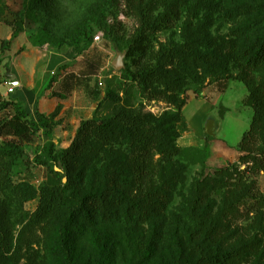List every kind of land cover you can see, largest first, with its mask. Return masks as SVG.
<instances>
[{"label":"rangeland","instance_id":"obj_1","mask_svg":"<svg viewBox=\"0 0 264 264\" xmlns=\"http://www.w3.org/2000/svg\"><path fill=\"white\" fill-rule=\"evenodd\" d=\"M20 8L21 0H0V10H4L0 26L8 30L0 33V40L6 34L10 35L9 39L13 37L8 22ZM165 12H170L169 21L162 27L144 30L148 36L147 60L150 58L154 62L163 48L181 45L186 40H197L201 54L208 57V63L185 68L178 65L169 71L167 80L155 82L145 91L133 89L128 100L130 110L150 120L151 125L161 119L165 122L176 110L174 98L186 102L190 96H203L204 88L213 85L217 89L209 99H214L218 108V112L216 107L213 111L223 115L226 108L218 96L228 89L226 102L230 105L229 111L224 114L222 126L215 136L207 141L218 138L229 144L237 143L248 128L253 113L246 103L248 89L245 82L264 83V65L247 69L237 56L238 48L244 38L241 34L247 27L264 26V0H45L40 21L34 24L27 22L19 33L25 32L36 45H47L76 60L72 70L57 69L50 83L64 71L66 75H72L71 82L92 86L94 99L104 95L108 84L110 89L114 86L120 90L118 94L123 98L122 90L128 81L121 69L116 70L111 65V61L116 52L125 53L123 68L127 65L134 69L135 63L128 57L125 43L141 30L142 15L150 19L160 18ZM97 34L100 38L95 41ZM88 62L97 63L96 77L83 76L89 74ZM11 101L0 100V105ZM120 103L106 100L99 108L95 107L91 117L94 115L99 120L113 116ZM11 112L9 105L0 109V119ZM215 115L201 116L199 123L212 116L219 125ZM183 128L176 124L178 136L175 144L186 149L189 147H181L178 143ZM256 133L253 135L256 151L243 159V153L236 146L238 154L235 159L221 166H208L206 157L202 164L199 156L186 150L182 157H175L174 165L169 167L163 164L164 159L156 152L145 180L158 188L155 190L157 198L148 199L137 218L128 219L122 210H117L112 221L88 230L77 244L79 256L89 258L88 263L93 264L95 252L92 244L103 236L105 229L106 236L110 237L108 246L112 247L110 261L106 264H161L174 260L178 241L188 243V233L197 227L191 200L193 184L201 178L208 185L204 193L209 200L205 217L216 228L214 243H221L224 247L254 243V251L245 249L241 264H252L258 256H264V168L258 165L259 159L264 164V143ZM89 139L93 149L98 151L90 162L93 173L96 174L107 158L114 164L121 161L127 168L125 181L128 190L134 194L137 182L132 168L135 169V164L126 140L105 145L94 135ZM49 144L54 149L61 148L52 140L51 130L49 133L46 128L36 131L31 141L23 142V155L12 170L13 184L29 183L38 194L41 187H62L67 183L60 160L49 156L47 160L45 148ZM40 160L43 163H39ZM218 169H224L223 173ZM68 186L73 193H81L90 187L87 179L72 180ZM163 191L169 192L168 198L162 196ZM37 194L19 204L14 199L15 195L0 192V200L4 198V204L9 206L8 222L13 246L20 257L19 264H56L58 258L53 233L43 234L40 225L27 222L38 203ZM156 200L162 202V217L156 216L152 210L160 204L157 205ZM146 249L149 256L144 258Z\"/></svg>","mask_w":264,"mask_h":264},{"label":"trees","instance_id":"obj_2","mask_svg":"<svg viewBox=\"0 0 264 264\" xmlns=\"http://www.w3.org/2000/svg\"><path fill=\"white\" fill-rule=\"evenodd\" d=\"M45 6V0H21V8L13 13V18L8 22L12 30V36L23 30L27 22L38 23L41 11ZM4 10H0V19ZM170 12H165L160 18L150 19L146 15L141 18V30L128 42L125 48L128 57L134 61V69L125 66L121 73L128 81L119 96L120 90L110 89L107 85L102 99L97 103L96 109L106 100L121 102L118 111L110 117L96 119L93 115L89 119L80 121L72 142L66 148L54 149L52 144L45 148L47 160L49 157L60 160L61 166L67 175L68 181L61 186L41 187L38 191L29 183L13 184L11 175L15 164L23 155V142H29L33 134L40 128H46L49 133L56 125L55 112L45 115L38 111L35 118L29 116L25 106L12 100L0 105V109L11 106L12 112L0 119V192L15 195L19 204L25 200L34 198L37 194L38 203L35 210L28 216L27 222L32 225H40L43 234L53 233L56 264H90L89 258H81L77 251L79 239L88 230L110 222L117 210H122L128 219L137 218L143 212L144 203L155 195L157 187L148 183L145 179L153 166L154 154L161 155L163 164L172 167L175 157H182L184 151L191 150L201 158L204 164L207 144L203 148H180L175 144L178 136L176 124L184 127L182 107L185 101L174 98L176 110L167 121L150 124V120L130 110L129 102L133 89L145 91L153 83H160L169 78V71L179 65L180 68L188 65H204L208 63V57L202 55L197 40H186L181 45L163 48L158 52L155 61L148 57V36L144 30L162 27L169 21ZM143 30V31H142ZM242 33V32H240ZM241 40L237 56L243 61L247 69H257L264 65V26L258 28L249 26L241 34ZM9 40H3L2 49ZM169 67V68H168ZM171 67V68H170ZM72 76V75H70ZM248 89L246 103L252 108L253 113L248 128L242 133L237 144L242 158L246 159L250 153L256 151V143L253 142L254 133L260 135L264 143V83L251 84L245 82ZM94 110V113L96 111ZM157 121V120H156ZM90 135L96 136L102 142L111 144L120 139H125L131 148L132 168L137 182L135 193L128 190L126 167L121 161L114 164L110 159L105 162L94 174L91 167L94 150ZM255 135V136H256ZM206 141L210 136H205ZM101 143L100 145H104ZM245 153V154H244ZM44 153L42 157H44ZM41 157V159H42ZM175 160V159H174ZM38 161V160H37ZM43 163V161H39ZM258 165L264 168L261 159ZM223 173L224 169L217 170ZM77 179H87L89 189L81 193H73L68 184ZM206 180L201 178L193 184L192 206L195 211L197 227L188 233V243L178 241L174 260L161 264H241L245 249L254 251V243L229 245L224 247L221 243H214L217 236L216 228L205 217V209L209 206V200L204 196L207 188ZM69 191V192H68ZM169 192L163 191V197L168 198ZM9 198V196H7ZM156 200L158 205L160 202ZM162 202L153 207L156 216L162 217L160 207ZM8 205L4 204V198L0 200V264H19L18 251L13 246V234L8 222ZM103 229V228H102ZM103 236L94 240L92 247L95 252L93 264H106L110 261L112 247L108 246L109 236L103 229ZM149 249V248H148ZM148 249L143 257L149 256ZM252 264H264V256H258Z\"/></svg>","mask_w":264,"mask_h":264},{"label":"crops","instance_id":"obj_3","mask_svg":"<svg viewBox=\"0 0 264 264\" xmlns=\"http://www.w3.org/2000/svg\"><path fill=\"white\" fill-rule=\"evenodd\" d=\"M5 31L8 30L0 26V33ZM8 36L9 34H6L2 38L9 40L4 49H2L3 40H0V58L2 59L0 63V100L21 102L32 118H35L36 111L45 115L55 112L56 125L52 129V140L57 142L59 147L66 148L74 137L80 121L91 117L103 96L100 99H94L92 86H87L86 83L71 82V76L66 75L64 71L50 83L52 74L57 69L72 70V65L76 60L47 45L40 46L32 43L31 38L25 32L19 33L11 39H8ZM87 66H89V74L83 76L96 77L98 74L97 63L88 62ZM9 87L13 88L11 92H8ZM216 89L213 85H209L204 88L203 96H190L187 99L181 110L184 128L178 140L181 147L203 148L207 144L206 164L211 167L221 166L234 160L238 154L236 146L239 142L229 144L223 139L216 138L215 141H206L205 139V119L199 123L201 116L216 114L215 116L219 118H217L219 130L222 126L223 116L228 113L230 108L229 103L226 102L228 90L226 89L218 96L219 102L226 108L225 113L219 115L213 111L216 103L214 99L209 98L215 94Z\"/></svg>","mask_w":264,"mask_h":264},{"label":"water","instance_id":"obj_4","mask_svg":"<svg viewBox=\"0 0 264 264\" xmlns=\"http://www.w3.org/2000/svg\"><path fill=\"white\" fill-rule=\"evenodd\" d=\"M10 36V35H9ZM8 36V39H9ZM125 53L116 52V56L112 59L111 65L116 69L120 70L123 68L122 58ZM218 130V124L212 116H208L204 121V133L207 136L214 137Z\"/></svg>","mask_w":264,"mask_h":264},{"label":"built area","instance_id":"obj_5","mask_svg":"<svg viewBox=\"0 0 264 264\" xmlns=\"http://www.w3.org/2000/svg\"><path fill=\"white\" fill-rule=\"evenodd\" d=\"M99 38H100V35L99 34H97V35L94 36V40L95 41L96 40H99ZM12 90H13V88L12 87H9L8 92H11Z\"/></svg>","mask_w":264,"mask_h":264}]
</instances>
